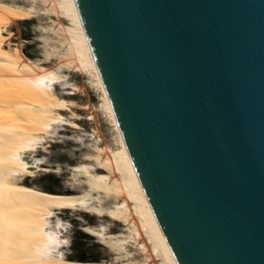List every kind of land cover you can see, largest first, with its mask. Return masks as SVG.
Listing matches in <instances>:
<instances>
[{
    "label": "water",
    "instance_id": "water-1",
    "mask_svg": "<svg viewBox=\"0 0 264 264\" xmlns=\"http://www.w3.org/2000/svg\"><path fill=\"white\" fill-rule=\"evenodd\" d=\"M180 264H264V0H77Z\"/></svg>",
    "mask_w": 264,
    "mask_h": 264
},
{
    "label": "bare ground",
    "instance_id": "bare-ground-1",
    "mask_svg": "<svg viewBox=\"0 0 264 264\" xmlns=\"http://www.w3.org/2000/svg\"><path fill=\"white\" fill-rule=\"evenodd\" d=\"M35 19L47 20L36 26L44 49L37 61L9 47L10 26ZM51 61L55 68H46ZM69 74L87 77L99 93L115 148L79 125L95 119L74 111L89 108L67 98L81 91ZM67 129L77 134L68 140L86 153L68 166L65 190L27 185L26 178L50 172L37 149L46 153L50 138ZM63 211L96 218L94 225L78 218L80 230L108 251L109 261L71 257ZM0 264H180L134 163L77 0H0Z\"/></svg>",
    "mask_w": 264,
    "mask_h": 264
},
{
    "label": "rangeland",
    "instance_id": "rangeland-1",
    "mask_svg": "<svg viewBox=\"0 0 264 264\" xmlns=\"http://www.w3.org/2000/svg\"><path fill=\"white\" fill-rule=\"evenodd\" d=\"M6 1L19 2V0ZM46 22V19H35L33 21H23L11 25L9 32L12 33V37L9 47L11 49H19L23 56L31 60L37 61L38 59H43L44 54L41 51L44 49L42 44L37 40L40 34L36 31V26L42 23L44 25ZM44 66L49 69H54L56 62L51 61ZM69 80V82L75 84L81 91L77 92V95L67 98L75 101L79 106L89 108L88 110L75 109L74 111L83 117H85L88 112H92L95 119L92 123L85 120L78 121L79 125L88 133H91V131L95 129L98 132V138L103 141L101 145L106 144L110 148H115V133L104 113L99 110V104L101 103L99 93L91 86L87 77L78 74H69ZM62 114L65 117L68 116V113L62 112ZM75 135L77 134L73 133V130L67 129L61 133L59 138L56 136L50 138L54 143H50V148L46 149V153L37 149L38 158L46 161L50 172L45 173L39 171L36 173V177L26 178L27 185H32L53 193H62L65 190V183L69 182L70 177L68 166L75 164L81 154L86 153V150H76L79 149V146L73 141L68 140L75 138ZM72 214L73 216H71ZM61 218L69 225V253L72 258L81 261H97L101 259L109 261L110 255L108 251L102 245L98 244L95 238L84 234L80 230L82 223L79 219H83L89 224L94 225L96 223L95 217L81 212L63 211ZM120 228L121 225L117 223L113 226L112 231L118 232Z\"/></svg>",
    "mask_w": 264,
    "mask_h": 264
}]
</instances>
